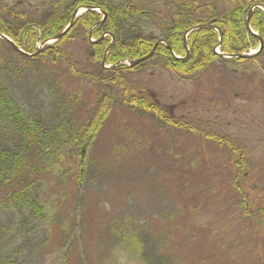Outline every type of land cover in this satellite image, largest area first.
Returning <instances> with one entry per match:
<instances>
[{
	"label": "rangeland",
	"instance_id": "rangeland-1",
	"mask_svg": "<svg viewBox=\"0 0 264 264\" xmlns=\"http://www.w3.org/2000/svg\"><path fill=\"white\" fill-rule=\"evenodd\" d=\"M0 2L28 14L51 0ZM92 32V44L111 38ZM88 38L59 43L65 58L54 71L44 65L30 71L0 43L5 84L28 114L83 126L106 101L81 187L71 177L79 163L71 146L41 178L43 222L29 225L34 231L21 248L27 263L145 264L150 252L169 264H264V53L238 63L219 58L192 80L128 68L124 60L104 70L126 68L112 82L113 74L99 73L91 60ZM155 104L162 114L146 109ZM14 218L0 214V224ZM20 229L22 235L29 228ZM244 234L245 246L231 252ZM142 238L149 242L137 247ZM10 239L1 241L9 242L0 253L17 243Z\"/></svg>",
	"mask_w": 264,
	"mask_h": 264
},
{
	"label": "trees",
	"instance_id": "trees-1",
	"mask_svg": "<svg viewBox=\"0 0 264 264\" xmlns=\"http://www.w3.org/2000/svg\"><path fill=\"white\" fill-rule=\"evenodd\" d=\"M254 5L264 7V0H51L45 10L36 9L27 14L16 12L0 2V33L10 37L26 53L35 55L26 57L17 53L25 62L24 65L31 68L30 71L40 65L56 70L58 61L65 58V53L58 50L59 43L63 40L88 38L91 27L101 19L95 12H87L79 17L53 46L38 53L34 49L37 42L41 43L61 32L71 20L75 9L82 6L98 7L105 14L102 25L93 29L92 36L100 38L106 33L113 37L114 44L106 58L110 65L148 55L158 40L165 41L176 56L184 57V34L189 29L204 24L213 25L219 31L220 52L242 54L258 45L257 37L248 33L244 24ZM249 25L263 42L260 53L263 54L264 13L254 9ZM218 38L217 32L211 29L193 31L187 37L188 54L184 59H175L164 45H159L153 57L135 68L163 70L179 79L192 80L219 59L213 51ZM110 39H103L97 44L89 43L91 60L101 63ZM0 43L4 42L0 40ZM243 61L233 60L234 63ZM124 69L126 68L120 66L109 72L100 68L99 73L113 74L110 81L114 82L121 76L119 70ZM8 71V68L0 69V214L12 215L16 219H13L14 223L0 224V244L2 246L9 242L6 240L1 243L6 237L17 243L14 242L13 248L0 253V264H28L21 248L26 240L25 236L43 222L44 206L39 197L41 178L54 166V157L71 146L75 151V158L79 159L78 169L71 177L75 189L81 187L88 149L107 110L106 101L102 102L100 108L98 104V114L83 126L73 125L69 119L59 120L57 117L39 114L32 116L19 105L5 84L9 79ZM62 95L64 96L61 93L60 97ZM140 101L138 98L132 100L134 104ZM146 109L152 113L155 110L156 113H161L157 104L147 106ZM164 121L168 124L170 119L166 118ZM238 204L243 209L242 199ZM244 213L245 210H242L241 218ZM31 224L34 229L29 226ZM15 225L17 227L13 229ZM21 227L29 229L21 235ZM246 238L249 237L244 234L232 243L229 247L231 252L245 246ZM147 242L142 238L137 247H145ZM25 243L29 241L26 240ZM144 256L145 264H169L167 259L157 258L156 254L152 255L150 252Z\"/></svg>",
	"mask_w": 264,
	"mask_h": 264
},
{
	"label": "water",
	"instance_id": "water-1",
	"mask_svg": "<svg viewBox=\"0 0 264 264\" xmlns=\"http://www.w3.org/2000/svg\"><path fill=\"white\" fill-rule=\"evenodd\" d=\"M255 8H258V9H261L263 12H264V7L262 6H253L251 7V9L249 10L248 14H247V18L245 20V28L247 30L248 33L254 35V36H257L256 34H254L251 29H250V26H249V20H250V16H251V13L252 11L255 9ZM89 11H96V12H99V10L97 8H93V7H89V6H86V7H80L78 8L77 10L74 11L73 15H72V18H71V21L69 22V24L64 28V30H62L60 33H58L55 37H53L52 39L50 40H47V41H44L43 43H41L39 45V47L37 49H39L41 46H45V45H48L50 43H54L56 41H58L59 39H61L65 33L72 27V25L74 24V22L76 21V19L78 17L81 16V14L83 13H86V12H89ZM101 12V11H100ZM105 18V15L103 14V19L102 21H100L97 25H101L103 20ZM200 29H211V30H216V28L210 24H204V25H198L196 27H193L191 29H189L185 34H184V37H183V45H184V49H185V57L187 56V53H188V49H187V46H186V37L193 31H196V30H200ZM218 34H219V43H218V47L220 46V39H221V36H220V33L219 31L217 30ZM91 35V33H89V36ZM0 39L4 42H6L7 44H9L12 49L18 53H20L21 55L23 56H31V55H28L27 53L23 52L21 50V48L17 47L13 41H11L8 37H6L5 35L3 34H0ZM258 41H259V46L258 48L252 52V53H249V54H237V55H234V54H221V53H217V55L220 57V58H223V59H243V60H253L256 56L259 55V53L262 51L263 49V42L262 40L257 37ZM113 40H112V43L111 45L107 48V50L105 51L104 55H103V58H102V61H101V68L106 70V69H111V68H115L117 67V65L115 66H110V67H106L104 64H105V61H106V56H107V52L109 51V49L111 48V46L113 45ZM164 43L167 47V49L171 52V47L166 44L165 42L163 41H159L157 42L154 47L152 48V50L150 51V53L140 59H136V60H130V61H126L127 62V67L128 68H132V67H135L143 62H145L146 60L150 59L153 55H154V52H155V49L156 47L159 45V44H162ZM173 55V53H172ZM174 56V55H173ZM175 59H180L179 57L177 56H174Z\"/></svg>",
	"mask_w": 264,
	"mask_h": 264
},
{
	"label": "flooded vegetation",
	"instance_id": "flooded-vegetation-1",
	"mask_svg": "<svg viewBox=\"0 0 264 264\" xmlns=\"http://www.w3.org/2000/svg\"><path fill=\"white\" fill-rule=\"evenodd\" d=\"M78 8H79V7H78ZM93 26H94V25H93ZM93 26H92V27H93Z\"/></svg>",
	"mask_w": 264,
	"mask_h": 264
}]
</instances>
